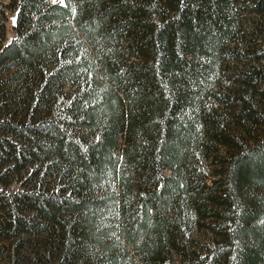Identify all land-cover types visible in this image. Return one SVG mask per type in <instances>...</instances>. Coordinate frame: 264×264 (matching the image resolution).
<instances>
[{"label":"trees","instance_id":"16d2710c","mask_svg":"<svg viewBox=\"0 0 264 264\" xmlns=\"http://www.w3.org/2000/svg\"><path fill=\"white\" fill-rule=\"evenodd\" d=\"M0 264H264V0H0Z\"/></svg>","mask_w":264,"mask_h":264},{"label":"rangeland","instance_id":"374dc122","mask_svg":"<svg viewBox=\"0 0 264 264\" xmlns=\"http://www.w3.org/2000/svg\"><path fill=\"white\" fill-rule=\"evenodd\" d=\"M13 23H14V15H10L9 20H8V27H9V32L12 33L13 30Z\"/></svg>","mask_w":264,"mask_h":264}]
</instances>
